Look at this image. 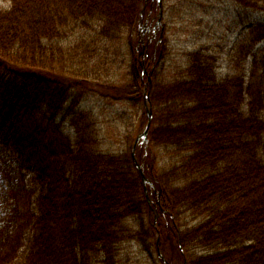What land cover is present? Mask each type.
Instances as JSON below:
<instances>
[{
    "label": "trees",
    "instance_id": "16d2710c",
    "mask_svg": "<svg viewBox=\"0 0 264 264\" xmlns=\"http://www.w3.org/2000/svg\"><path fill=\"white\" fill-rule=\"evenodd\" d=\"M232 2L264 14V0ZM0 3V147L17 158L0 154V264H118L122 245L150 241L167 264H264V49L252 52L264 24L248 74L218 79L202 47L168 76L165 26L144 49L154 0ZM126 65L127 84L104 90L136 111L138 130L148 96L136 161L133 146L101 151L81 96L63 115L73 138L57 123L73 88L98 92ZM153 149L170 151L166 167Z\"/></svg>",
    "mask_w": 264,
    "mask_h": 264
},
{
    "label": "rangeland",
    "instance_id": "374dc122",
    "mask_svg": "<svg viewBox=\"0 0 264 264\" xmlns=\"http://www.w3.org/2000/svg\"><path fill=\"white\" fill-rule=\"evenodd\" d=\"M2 9L9 7L0 3ZM163 23L167 36V47L170 51L164 67V73L173 75L175 68L183 65L188 53L198 51L202 47L219 58L218 79H233L236 76L248 74V64L251 58L248 56L250 46L258 38L257 32L264 24V14L250 12L237 6L232 0H162ZM254 31V32H253ZM264 49V40L256 44L253 51L259 55V50ZM127 52V45L123 47ZM127 60V57H125ZM129 71L122 67L102 82L98 92L85 90L77 93L76 88L70 91V99L57 122L65 135L72 139L70 130V118L63 120V115L75 97L83 100L80 106L82 120H89L98 135L102 152L119 154L132 147L136 137L142 134L144 129H139L136 111L128 108L125 102L113 101L108 97L105 88L122 87L128 82ZM79 96V97H78ZM247 103V102H246ZM93 122V123H92ZM84 124L80 123V127ZM130 137V144L125 142V137ZM151 151V150H150ZM160 167H166L171 159L169 150L153 149ZM0 154L12 162H16V156L9 149L0 147ZM24 175V174H23ZM25 184H29L30 176H25ZM32 191L33 187L28 186ZM34 201V197L33 200ZM188 222L190 219L187 220ZM142 219L131 218L127 221V227L131 231H139ZM196 222H194L195 224ZM29 234L27 235V238ZM123 251L118 264H161L157 258V251L152 241L148 247L145 243L127 242L121 246ZM26 248L21 250V257ZM197 253V251H196ZM121 258L123 260H121Z\"/></svg>",
    "mask_w": 264,
    "mask_h": 264
},
{
    "label": "bare ground",
    "instance_id": "6f19581e",
    "mask_svg": "<svg viewBox=\"0 0 264 264\" xmlns=\"http://www.w3.org/2000/svg\"><path fill=\"white\" fill-rule=\"evenodd\" d=\"M148 124V123H147ZM146 124V126H147ZM146 126L144 127V130L142 132V134L138 135L134 141V143L132 144V153L135 154V150H136V147L138 145H142L143 143H145L147 141V137H148V133H149V129H150V125H149V128L147 129L146 131V135L145 137L143 136L144 135V132H145V129H146ZM137 168L140 170V166L137 165ZM141 177H142V180L143 178H145V181L143 180V187H144V190H146V186H147V183H148V180L146 179V177L144 176V174L141 172ZM147 197V195H146ZM156 247H158V239L156 241Z\"/></svg>",
    "mask_w": 264,
    "mask_h": 264
},
{
    "label": "flooded vegetation",
    "instance_id": "af4514ba",
    "mask_svg": "<svg viewBox=\"0 0 264 264\" xmlns=\"http://www.w3.org/2000/svg\"><path fill=\"white\" fill-rule=\"evenodd\" d=\"M154 25H155V19L152 18L151 16H149L148 20L144 22V30L148 34L147 37H148L149 43L152 42L156 38V30L154 31V28H153ZM148 82H150L149 77H148Z\"/></svg>",
    "mask_w": 264,
    "mask_h": 264
},
{
    "label": "water",
    "instance_id": "95a60500",
    "mask_svg": "<svg viewBox=\"0 0 264 264\" xmlns=\"http://www.w3.org/2000/svg\"><path fill=\"white\" fill-rule=\"evenodd\" d=\"M145 99H147L146 97H145ZM150 119H151V114L150 113H148V120H149V122H148V124H147V126H146V129H145V132H144V137H145V135H146V131H147V129L149 128V124H150ZM143 180L145 181V178H143ZM158 255L160 256V254H159V250H158ZM161 257V256H160Z\"/></svg>",
    "mask_w": 264,
    "mask_h": 264
}]
</instances>
